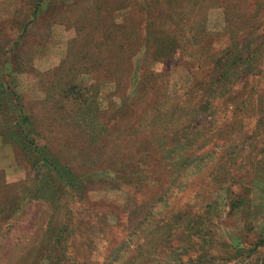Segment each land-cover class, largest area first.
<instances>
[{"label":"rangeland","instance_id":"rangeland-1","mask_svg":"<svg viewBox=\"0 0 264 264\" xmlns=\"http://www.w3.org/2000/svg\"><path fill=\"white\" fill-rule=\"evenodd\" d=\"M1 86L0 264H264V0H0Z\"/></svg>","mask_w":264,"mask_h":264},{"label":"trees","instance_id":"trees-1","mask_svg":"<svg viewBox=\"0 0 264 264\" xmlns=\"http://www.w3.org/2000/svg\"><path fill=\"white\" fill-rule=\"evenodd\" d=\"M77 89V88H76ZM11 93L14 94L12 91ZM6 91L3 89V86L0 87V112L1 108L6 102ZM17 101V98H15ZM15 101V103H16ZM19 114L14 115V118L8 124L12 125V130L16 133V142H15V156L17 157L18 150H20L24 157H27L29 163L33 167L32 169L36 172V178L33 180V189L31 195L26 193L23 195V201L29 202L28 199L32 201V192L39 191L43 195H47L48 186L51 184L56 188H62V190H78V187L82 182L78 180L75 172L68 166L64 165L60 160H58L53 153L50 151L47 145H40L37 140V130L36 124L32 117L27 114H24L23 109L18 104L16 105ZM84 113L87 112V108H84ZM9 129L5 130V133ZM3 136V134L1 135ZM18 149V150H17ZM62 190L60 192H62ZM58 242V241H57ZM264 246V239L257 242L255 245V251L260 247ZM229 248L228 246H223V249ZM236 253V249L234 250ZM232 258V257H230Z\"/></svg>","mask_w":264,"mask_h":264}]
</instances>
